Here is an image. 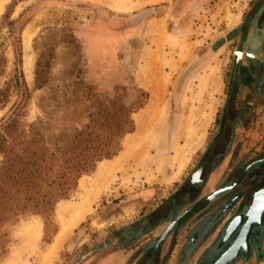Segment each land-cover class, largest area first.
I'll return each instance as SVG.
<instances>
[{"label":"rangeland","instance_id":"rangeland-1","mask_svg":"<svg viewBox=\"0 0 264 264\" xmlns=\"http://www.w3.org/2000/svg\"><path fill=\"white\" fill-rule=\"evenodd\" d=\"M262 23L264 0L6 2L0 10V120L22 93L13 80L18 57L26 99L13 130L0 128V161L11 147L20 151L16 139L40 119L35 130L43 138L30 149L44 145L60 156L56 146L75 141L76 129L91 131V142H105L129 121L132 129L122 133L114 156L81 174L52 213H25L7 224L0 264H42L45 258V264H79L89 250L108 249L111 233L177 188L215 130L235 51ZM84 207L83 222L50 251L62 222ZM245 264H264V256Z\"/></svg>","mask_w":264,"mask_h":264},{"label":"flooded vegetation","instance_id":"flooded-vegetation-1","mask_svg":"<svg viewBox=\"0 0 264 264\" xmlns=\"http://www.w3.org/2000/svg\"><path fill=\"white\" fill-rule=\"evenodd\" d=\"M239 26L237 28H241ZM247 27L248 24L245 34ZM255 29L251 46L261 50L264 23ZM242 44L235 51L226 99L217 116L215 130L196 164L176 193L150 209H141L142 214L118 229L117 235L111 233V248L132 247L137 243L139 257L148 258L147 264H165L180 238L182 260L179 264H189L193 257H196L193 264H245L264 256V149L258 154H236V149L231 152L235 125L250 122L247 104L252 92L257 95L264 88V82H260L264 78V59L257 58L253 52L243 55ZM243 60L248 64L243 66L240 63ZM252 69L258 73V80L254 82ZM248 76L253 80L246 84L247 101L238 103L239 80ZM258 95L260 102L261 94ZM228 152L231 153L228 155ZM220 165L218 184L202 194ZM175 220V225L156 248L159 237Z\"/></svg>","mask_w":264,"mask_h":264},{"label":"trees","instance_id":"trees-1","mask_svg":"<svg viewBox=\"0 0 264 264\" xmlns=\"http://www.w3.org/2000/svg\"><path fill=\"white\" fill-rule=\"evenodd\" d=\"M19 54V52H18ZM20 57L16 61L14 84L22 93L18 101L10 108V114L2 117L0 128L7 133V128L13 130L15 116L26 99L22 88L24 81H20L21 72L18 70ZM36 87L43 86V80L36 70ZM40 121L31 125L32 130L26 135L16 139L20 151H13L11 147L0 161V237H5V242L0 245V259L6 253L5 243L6 226L16 221L17 217L25 213H35L41 216L53 212L54 204L75 189L77 179L81 174L91 172L97 161L114 156L119 150V139L125 131L114 127L107 140L103 142L90 141L91 131L76 129L75 141L67 143L64 147L56 148L61 156L49 153L47 146H39L38 150L30 149L36 142H41L42 135L35 129L39 128ZM96 135V137H99ZM100 138V137H99ZM3 140L0 141V151L4 148ZM3 152V151H2ZM74 153V156L70 154ZM60 156V157H59Z\"/></svg>","mask_w":264,"mask_h":264},{"label":"crops","instance_id":"crops-1","mask_svg":"<svg viewBox=\"0 0 264 264\" xmlns=\"http://www.w3.org/2000/svg\"><path fill=\"white\" fill-rule=\"evenodd\" d=\"M240 24L241 21L240 19H238L236 26L238 27ZM255 30H256L255 27L253 28L251 27V29L247 31V37L244 38L243 40V44L241 45V50L243 52V55H246V52L247 53L253 52L255 55H257V58L260 57V59H264V57L260 56L259 53L264 51V46H262L261 50H258V48L251 46V42H253ZM243 57L244 56H242V58ZM240 63L244 64L243 66H245V64L246 65L248 64L245 60H243ZM251 72L252 74L253 73L255 74L256 79L253 80L251 79V77L248 76V78L246 77L247 79H245V77H242L239 80L240 83L238 88V94L236 96V100L238 103L241 101H247L245 95L248 93L249 90L246 87V84L249 85V82L251 80H253L252 82L258 80L257 78L258 73H256V69H252ZM261 80L262 81L260 82H264V78H261ZM259 93L261 94L260 102L258 101ZM259 93L256 95L255 92H252V96H251L252 98L248 100L249 103L247 104V106L249 107L248 110L249 113L251 114L250 122L248 123H246L245 121L239 122L238 124L235 125L233 129L234 144L232 145L231 152L232 150L236 149L237 150L236 154H245V153L258 154L262 151V149H264V88H262ZM231 152H228V155ZM219 169L220 170H216L213 173V175L211 176V181L209 182L208 185H206L202 194L208 192L211 188L215 187L218 184L222 165H220ZM174 182H176V180ZM181 182L183 183V181ZM182 183H180L178 187L173 189L171 193H169L168 195L164 197L161 196L163 200H159L158 202L160 203L171 197L174 193H176L177 190H179V187L181 186ZM75 228L73 230H75ZM176 243L177 245L175 246L172 255L165 259L166 261L165 264H179L181 262L182 257L180 256V246L182 244V238H180ZM80 244H83V241ZM137 246H138L137 243L132 247L116 246L114 248H111L108 245V249H106L105 251H102L101 248L95 247L94 250H89V253L87 254L86 258L82 260L79 264H147L149 259L146 258L145 261L144 258L139 257ZM195 259L196 257L191 258L189 264H193ZM239 264H244V263L241 262Z\"/></svg>","mask_w":264,"mask_h":264},{"label":"bare ground","instance_id":"bare-ground-1","mask_svg":"<svg viewBox=\"0 0 264 264\" xmlns=\"http://www.w3.org/2000/svg\"><path fill=\"white\" fill-rule=\"evenodd\" d=\"M9 0H0V10L2 9L3 5L8 2ZM31 37V33L26 32L24 35V41L26 45L29 44ZM87 209L89 208H81L79 210H76L69 221L62 222V227L60 228V232L54 237L55 239L53 240L52 244L50 245V251L55 250L58 245L60 244L62 238L69 233L80 221H82ZM65 221V220H63ZM47 258L44 259L42 264H45L47 262Z\"/></svg>","mask_w":264,"mask_h":264},{"label":"water","instance_id":"water-1","mask_svg":"<svg viewBox=\"0 0 264 264\" xmlns=\"http://www.w3.org/2000/svg\"><path fill=\"white\" fill-rule=\"evenodd\" d=\"M175 223H176V220L173 221V223L170 225V227H168V229H167L166 231H164V233L159 237V239H158V241H157V244H156V248H157V246L159 245L160 241H161L163 238H165V236L167 235V232L171 229V227H172L173 225H175ZM152 260H153V258L150 260V263L152 262Z\"/></svg>","mask_w":264,"mask_h":264}]
</instances>
